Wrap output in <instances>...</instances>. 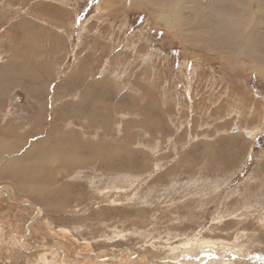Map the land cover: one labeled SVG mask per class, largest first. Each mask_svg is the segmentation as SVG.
Here are the masks:
<instances>
[{"label": "rangeland", "instance_id": "1", "mask_svg": "<svg viewBox=\"0 0 264 264\" xmlns=\"http://www.w3.org/2000/svg\"><path fill=\"white\" fill-rule=\"evenodd\" d=\"M0 153V264H264V0H0Z\"/></svg>", "mask_w": 264, "mask_h": 264}, {"label": "bare ground", "instance_id": "2", "mask_svg": "<svg viewBox=\"0 0 264 264\" xmlns=\"http://www.w3.org/2000/svg\"><path fill=\"white\" fill-rule=\"evenodd\" d=\"M153 4V3H152ZM151 4V5H152ZM161 19L162 20H164L163 19V17H161ZM165 21V20H164ZM244 42H246V44L249 46V45H251V44H249L248 42H247V40L246 39H244ZM41 142V141H40ZM44 143V142H43ZM56 146H54V148H59V149H61V148H64V149H66V148H69L70 146H71V144L69 143V141H67L66 139H61V141H59L57 144H55ZM43 146V144L42 143H39V144H37V149H41V147ZM3 148V147H2ZM43 148V147H42ZM53 148V149H54ZM64 149L62 150L63 151V153H64ZM38 151V150H37ZM61 151V150H60ZM66 151V150H65ZM3 152H4V149H3ZM49 152H50V150H49ZM54 152V151H53ZM62 153V152H61ZM1 154H4V153H0V155ZM50 154H53V153H50ZM38 155V154H37ZM54 155V154H53ZM52 155V156H53ZM50 156V155H49ZM45 157V156H44ZM63 157H65V158H68V153H66L65 155H63ZM63 157L61 158H58V160H60V161H62V160H64L63 159ZM70 157V156H69ZM45 159V158H44ZM42 160V159H41ZM29 168V167H28ZM32 168V167H31Z\"/></svg>", "mask_w": 264, "mask_h": 264}, {"label": "crops", "instance_id": "3", "mask_svg": "<svg viewBox=\"0 0 264 264\" xmlns=\"http://www.w3.org/2000/svg\"><path fill=\"white\" fill-rule=\"evenodd\" d=\"M3 7H5V6H3ZM26 35H27V33H26Z\"/></svg>", "mask_w": 264, "mask_h": 264}]
</instances>
